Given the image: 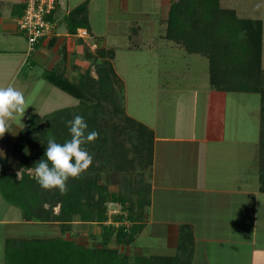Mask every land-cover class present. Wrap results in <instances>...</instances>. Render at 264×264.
<instances>
[{"label":"crops","instance_id":"0c3cea01","mask_svg":"<svg viewBox=\"0 0 264 264\" xmlns=\"http://www.w3.org/2000/svg\"><path fill=\"white\" fill-rule=\"evenodd\" d=\"M88 1L78 0L76 3L87 4ZM250 1L253 3L254 0ZM13 2L14 0H0V69L4 70L0 76V86L14 84L17 89H23V92H27L25 96L31 98L32 104L36 101L39 105L40 99L31 84L38 79L42 80L44 71H62L67 79L72 80L78 75L76 68L83 71L89 66L87 58H90L96 48L112 47L114 64L117 61L121 67L129 66L128 54L142 49H146L153 57L169 51L173 55L183 56L182 63L185 65L180 66V70H175L172 62L163 67L166 79L156 83L157 94L154 95V98L158 95L156 98L162 103L156 104L153 119L141 122L124 114L133 124H137L135 127L138 131L120 132V137L126 136L125 141L119 147H114L115 155L111 159L115 161L120 156L122 161L114 169L125 170L126 173L133 166L135 170H141L139 163L144 164V181L140 182L145 188L144 194L135 191L136 182L138 183L135 181L136 177L133 178L134 182L131 180L133 186L130 189L135 197L132 204H136L132 210L136 212L143 208L144 211H140L141 215L134 223L127 220L113 222L139 224L131 245L139 247L136 245L137 235L146 236L145 239H150L157 246L153 252H159L147 255L169 256L165 254L167 250H161H174L182 235L183 241L190 247L189 264H211L213 259L226 263L233 257L239 264H264V133L260 112L261 97L259 109L252 108V111H256L253 116L257 121L254 126L256 130L252 132L253 135L243 136L241 134L244 129L240 126L239 118L232 112L231 104L228 106L230 112L227 113L226 105L231 102L227 95L229 92L246 91L210 83V51L205 47L195 51L182 50L181 46L176 48L177 44L172 39L161 36L160 32L165 30L168 3L166 8H158L157 19L145 20L155 31L151 28V31L143 30L140 23L134 24L132 36L117 29L118 33H112V38L107 42L102 37L104 33L100 36L95 34V40L88 41L92 30L87 28V35L83 38L69 33L61 17L71 7L67 6L68 0H56L50 14L52 31L28 50L24 36L15 28V19L21 9L14 10L9 4ZM217 2L219 8L232 10L239 19L259 20V68L264 70V0H255L254 5L242 4L241 0ZM124 3L125 0H122L120 8H125ZM237 11L246 12L239 17ZM227 37L219 35L220 40L228 39ZM212 38L215 39L216 36L212 35ZM227 49L229 48L226 47ZM118 52L120 54L117 56ZM187 57L195 59V69L194 66H189ZM151 63L156 62L154 60ZM93 75L92 73L91 77ZM175 76H180L184 82L176 81ZM176 91L184 94V100L176 105L175 101L179 97L173 95L174 104L164 108L163 104H168L163 98L166 97L165 93ZM34 112L37 115L44 114L36 109ZM29 115L26 112L23 117L27 118ZM15 130L11 127L0 138V159L5 173H17L12 165L22 168L18 165L17 157L7 151L6 144L16 137ZM140 145L143 146L142 153ZM19 176L20 172L14 178L18 179ZM130 176L133 177V174ZM138 202L141 203L140 206L137 205ZM10 205L0 197V244H3L9 232L18 229L15 226L25 222L41 223L33 219L23 220V216L19 217ZM9 224L12 225L11 228ZM258 230L259 234L256 236ZM157 242L159 243L156 244ZM247 242L250 244L249 249ZM257 243L263 246L260 247ZM253 245L261 249V259L260 256L251 254L248 262L246 258L240 261V252L243 251L244 255L249 253ZM255 260L260 262L256 263Z\"/></svg>","mask_w":264,"mask_h":264},{"label":"trees","instance_id":"16d2710c","mask_svg":"<svg viewBox=\"0 0 264 264\" xmlns=\"http://www.w3.org/2000/svg\"><path fill=\"white\" fill-rule=\"evenodd\" d=\"M55 4L56 0H54V7ZM52 10L47 16L49 21H51L50 14ZM86 20V2L73 6L61 17V21L64 22L69 33H74L77 27L86 28ZM260 31L259 20L239 19L235 17L232 10L219 8L217 0H171L168 5L164 37L181 43L184 49L189 51L202 50L204 47L208 49L211 63L210 83L224 84V87L234 90L259 92L261 97V122L264 123V86L260 84L264 70L259 68ZM212 35L213 37L215 35L216 38L213 39ZM219 35H227L228 39L223 40L221 38L220 40ZM226 47L229 49L226 50ZM231 47L235 49L232 50ZM95 53L104 57L100 64L95 65V78L89 76L86 70L85 73L78 76L77 81H71L61 71L55 69L44 71L42 78L80 101L73 118L76 115L83 116L88 124L86 133L93 130L99 133L98 139L83 145V147L94 156L92 152L100 149H96V147L102 146L105 150L108 149V155L112 156L113 148L120 146V141L117 140L120 132L126 130L124 127L128 131L133 130L134 126H132L133 121L125 115L123 120L127 127L121 124H111L109 126L107 123L99 124L98 114L101 106L98 100L111 94L109 76H114V74L110 64L105 59L107 56L105 54L111 56V52L96 48ZM236 56L237 58H235ZM92 58L93 61L98 62L96 56ZM93 83L96 84L93 85ZM94 86L96 90L93 95L97 97V100L88 105L84 103L83 98L85 93ZM66 115L67 109L62 108L54 113L51 112V114L29 117L23 127L24 129L12 141L15 148L8 151L9 154L17 157L18 165L22 167L19 178L15 179L13 173H5L3 168H0V172L9 182L7 184L13 187V190L21 192L18 195L21 199V196L26 192L24 189L32 192L36 190L35 195L31 196L33 199L24 205L23 210L27 212L25 219H34L39 222L54 221L63 230L68 228L69 222L74 217L82 222L102 223V231L99 237L100 245L86 246L75 242L72 238H63L62 236H54L48 238V240L32 239L24 243L23 247L17 249L13 257L10 258V264H188L187 261L181 260L179 254L172 256L135 255L130 258L129 255L118 248L106 245L109 240L117 245L130 244L139 228V224L132 223L130 225L103 223L107 218L105 214L106 201L119 202L126 211L124 216L113 215V221L127 220L134 223L141 214L132 210L129 198L127 199L112 190H107L103 183L99 182L100 184H98L96 182V176L99 177L98 171L95 170V174L91 172L92 164V167L90 166L80 178H69L67 181L68 191L64 194L58 189L45 190L41 188L35 176L26 172L27 168H34L36 162L40 159H46L44 154L49 137H55L56 142L61 144L71 138L66 124L69 117ZM43 119L44 124L42 126L40 122ZM40 131L42 132L40 136H36ZM133 131L138 130L135 128ZM24 132L30 134L21 139L25 142L24 146L28 147L31 144L33 148H38H35L34 154L28 155V158L22 156L19 150V137ZM108 141H111L110 145L112 146H108ZM15 186L19 189H14ZM3 195L6 194L3 193ZM5 198L9 204L19 205L18 200H14L12 197L9 199L7 195ZM140 204V202L137 203L138 206ZM54 206H57L55 213L52 211ZM184 245L187 246L183 241V237H180L176 247L182 251L181 253L185 258H188L189 255L188 252H185L186 247Z\"/></svg>","mask_w":264,"mask_h":264},{"label":"rangeland","instance_id":"374dc122","mask_svg":"<svg viewBox=\"0 0 264 264\" xmlns=\"http://www.w3.org/2000/svg\"><path fill=\"white\" fill-rule=\"evenodd\" d=\"M64 2V0H60ZM78 0H68V7H73L75 4L77 5ZM171 0H125L126 6L125 8H120L122 4V0H89L86 4V28L92 30V33L90 32L89 35L91 38L88 41L95 40V34L99 35L104 33L102 36L103 39H105L107 42L110 38H112V33H118L117 29L121 32H128V34H134V27H132L134 24H139L141 28L149 29L151 28L152 31H155V28H153L150 24L148 26L146 19H157L158 15L156 14L158 8H166L167 3L169 5V2ZM242 4L246 3L248 5H254L255 0H241ZM124 3V4H125ZM11 7H13L14 10H20L22 7V2L19 0H14L13 4L9 3ZM4 7V6H3ZM249 12V10H247ZM246 12V11H245ZM245 12L237 11V16H242L245 14ZM166 19V18H165ZM133 22V23H132ZM130 24V26H129ZM147 25V26H146ZM139 27V26H138ZM16 28V27H15ZM160 28V27H158ZM61 31V29H59ZM150 30V29H149ZM150 30V31H151ZM157 30V29H156ZM162 30V28L160 29ZM21 33V32H18ZM160 33H162L161 36H164V31L162 30ZM159 33V34H160ZM23 36L24 34L21 33ZM92 35V36H91ZM126 35V33L124 34ZM155 35V34H153ZM152 35V36H153ZM132 36V35H131ZM155 37V36H153ZM25 38V36H24ZM102 39V38H101ZM111 41V40H110ZM175 42V41H174ZM139 44V42H137ZM135 42V44H137ZM110 44V43H109ZM176 45L171 44L172 47H180L182 50L184 49L183 45L181 43L175 42ZM104 51H109L112 53L113 48L109 47H100ZM232 50H234V47H231ZM92 52V51H89ZM120 52L116 53L118 56ZM123 55V53H121ZM107 55V56H106ZM112 55V54H111ZM90 58H87L89 63V66L85 68L83 71L79 68H76V75L71 81H77L78 76L80 74L85 73L87 70L88 75L91 76L93 73V77L95 78V65L97 63H101L103 61L104 57H101L95 53V50L91 53ZM97 58V61H93L92 57ZM105 59L108 61V63L111 66L112 72L114 76H109L110 78V85H111V94L108 96H105L104 98H100L99 103L101 106L99 115V124L101 123H107L108 126L111 124H121L123 126L127 125L125 124V121L123 120L124 114H127L133 118H136L140 120L141 122H144L153 119L154 118V112L156 109V104L162 103L154 95L157 94L156 92V83L160 82L162 79H166V77L163 76L164 70L163 67L166 65H170V62H172V65H174L175 70H180V66L185 63H182L183 56H176L173 55L170 51L164 52V54L157 55V56H150V52H148L146 49H142L140 51L134 52L133 54H128L127 60L130 61L129 66L121 67V64L117 63V61L114 64V60L112 56H108V54H105ZM237 58V56L235 57ZM155 60V64L151 63V61ZM93 61V62H92ZM168 61V62H167ZM187 61L189 63V66H194L195 69V59L192 57H187ZM123 65V64H122ZM163 69V70H162ZM61 70V69H60ZM81 70V71H80ZM58 71V70H57ZM4 70L0 69V76L3 75ZM62 72V71H61ZM63 73V72H62ZM64 75V74H63ZM185 76V75H184ZM262 76V75H261ZM175 80L179 82H184L183 79L180 78V76H175ZM19 79V78H18ZM253 79V78H252ZM187 80V79H185ZM262 82L260 84L264 86V75L261 78ZM182 82V83H183ZM16 84V82H15ZM18 85L20 83L17 82ZM96 83H93V85ZM14 85V84H13ZM31 86H33L34 91L37 93L39 101V105L36 104V101L33 102L32 105H30L26 111L30 115L26 117H22L21 124L25 125L27 123V120L29 117L37 115L35 114L34 110L36 109L37 112L44 113V114H51L54 113L57 110H60L62 108L67 109V117H69V120L73 119V114L75 113V109L80 103L77 99H75L73 96L65 93L61 89L55 87L54 85L46 82L44 79H38L37 81H34ZM263 88V87H262ZM96 90V87L90 88L88 92L85 93V96L83 98L84 103H87L88 105L91 104V102H95L97 100V97L93 95V92ZM23 91V89H22ZM160 91V90H158ZM27 92L25 91L24 94ZM161 94L163 92L161 91ZM166 97H163L167 100L168 104H163L164 108H168L174 104L172 102L174 95L175 97H179L175 104L178 105L182 100H184L185 96L182 94V92L176 91V93H165ZM168 94V95H167ZM188 94V93H186ZM228 98H231V102L227 103L226 105V111L227 113L230 112L229 104H231V110L232 112L237 115L239 118V123L242 129H244L243 136H248L250 134L253 135L255 132V127L257 124L256 119L253 117L255 110L252 111V108H258L260 104V93L255 91H246V92H229ZM183 96V97H182ZM35 98V97H34ZM126 103V104H125ZM35 108V109H34ZM163 108H161L162 110ZM33 113V114H32ZM65 116V117H66ZM54 118V116H52ZM44 119L40 124L43 126ZM12 129H16L15 132L18 133L21 132L22 126L19 123L11 122ZM133 124V123H132ZM135 130V125L133 124ZM9 128V130H10ZM110 129V128H109ZM124 131H128L127 128L124 127ZM27 131V130H25ZM43 131V130H42ZM253 132V133H252ZM42 132L38 133L36 136H40ZM263 133H264V123H263ZM30 135L28 132H24L21 134V137H19V150L22 153V156H28L30 154H34L36 150L29 144V146H24L25 142H23V138L26 137V135ZM27 135V136H28ZM117 137V136H116ZM126 136H119L117 137L118 142L122 143L125 141ZM26 141V140H25ZM34 143L36 141L33 140ZM23 143V144H22ZM111 141H108V146L110 145ZM126 144V142H125ZM7 151L10 149L13 150L15 148V145L13 142H8L7 144ZM35 145V144H34ZM38 145V142H37ZM17 146V145H16ZM42 146V145H40ZM126 147V146H125ZM40 148V147H39ZM100 148V149H98ZM141 153L143 151V146H139ZM38 149V148H36ZM98 149L97 151L94 150L92 152L94 154L93 161H92V169L91 172L95 174V170L98 171V178L96 176V182L98 184L103 183V185L106 186L107 190H115L114 192L119 193L120 195H123L125 198H130L132 209H135L136 204H132V202L135 201V197L130 193V189L133 186L134 177L137 179L136 182V192L144 194V186H141L142 181H144L143 174L145 172L144 170V164L139 163L140 169L134 168V166L126 173L124 171H118L114 168L116 166H119V161H122V158L120 156H117L118 159L113 161L111 158L112 156L108 155L109 151L108 149H104L102 146L96 147ZM114 148L111 154H114ZM97 154L95 155V153ZM130 152V151H129ZM115 155V154H114ZM28 158V157H27ZM100 159V160H99ZM24 160V158H23ZM104 160V161H103ZM99 161V163H98ZM2 163V164H1ZM104 164V165H103ZM121 164V163H120ZM12 169L17 170V173H14V175H18V172L22 170L16 168V166L12 165ZM136 167V166H135ZM0 168H4L3 162L0 161ZM26 172L29 175L35 176L34 174V168L29 167L26 169ZM130 174H133V177L130 176ZM135 175V176H134ZM115 176V177H114ZM133 179V182L131 181ZM2 180V181H1ZM100 182V183H99ZM8 181H6L5 177L0 172V197L6 201V195L9 199L18 200L19 205H10L8 201L7 204H9L11 207H14V212L17 213L20 216H23V220H25V216L27 212L23 210L24 205L28 204V202L33 199L31 196L35 195V191L33 192L28 189H24L26 192H24V195L18 197L20 191L13 190L12 186H9ZM128 183V184H127ZM139 184V186H138ZM14 189H19V187L15 186ZM2 190V191H1ZM6 194L5 196L3 195ZM21 193V192H20ZM105 202V214L106 212V203ZM21 203V204H20ZM119 203V202H117ZM120 204V203H119ZM121 206V205H120ZM45 207V206H44ZM112 208H117L116 206H110ZM134 207V208H133ZM10 208V207H9ZM53 213L57 211V206H54L52 208ZM120 211H122L121 215L124 216L126 214V211L120 207ZM141 213L144 211V209H140ZM137 210L136 212H140ZM107 217V216H106ZM112 220V217L110 218ZM34 220V219H33ZM37 221V220H36ZM108 217L106 218V221L103 223L109 224ZM123 221V220H122ZM33 223V222H32ZM101 224L98 222H82L77 219V217H74L68 224V228H61L57 222L54 221H41V223H34V224H28L27 222L23 224H19L17 227L18 229L9 232V235L5 237V240L3 244H0V264H10V258L13 257V254L17 251V249H20L24 246V243L32 240V239H42V240H48V238L54 237V236H62L63 238H72L75 242L84 244L86 246H98L100 245V232L101 230ZM124 225L127 223L124 222ZM11 224H9V228H11ZM14 227V228H15ZM63 230V231H62ZM260 230V229H259ZM259 230L255 233L256 236L259 234ZM16 233V234H15ZM11 235V236H10ZM143 237L137 235L136 237V245H139V247H133L130 244L127 245H117L113 243V241L109 240L106 244L107 246L118 248L119 250L125 252L127 255L132 258L134 255H147V254H158L159 252L155 251L157 246L153 245V242H151L150 239H145L146 236L142 235ZM148 237V236H147ZM180 237H183L180 235ZM259 238V237H258ZM257 238V239H258ZM157 242L156 244H158ZM186 244V243H185ZM186 248L184 249L185 252L190 251V247L188 244H186ZM250 244L247 242V248L249 249ZM257 245H259L257 243ZM257 245H253L250 248L249 253H243V251L240 252L239 257L241 258L240 261H243L244 258H246L247 262L249 261V255L256 254L257 256H260L259 258L263 256L262 253H260L261 249L257 247ZM132 246V247H131ZM260 247L263 245H259ZM163 248V247H162ZM255 248V250H252ZM145 249V250H144ZM167 250L166 255L172 256L174 254H179L181 257V260L187 261L188 264L191 262L190 257H186L182 255V251L179 250L177 247L173 250L170 249H163L161 251ZM253 251V252H252ZM262 252V251H261ZM235 261V258H231V260H227V262H220L215 261L213 259V262L211 264H239ZM256 263H259L260 261H256Z\"/></svg>","mask_w":264,"mask_h":264},{"label":"clouds","instance_id":"9594fccd","mask_svg":"<svg viewBox=\"0 0 264 264\" xmlns=\"http://www.w3.org/2000/svg\"><path fill=\"white\" fill-rule=\"evenodd\" d=\"M32 105L31 98L13 85L0 86V138L9 132L10 121L19 123L26 109ZM70 139L64 143L49 137L44 154L34 167L37 183L45 190L58 189L62 194L68 191L69 178L78 179L91 166L93 156L83 147L99 138L95 130L87 132L88 124L81 115L66 122Z\"/></svg>","mask_w":264,"mask_h":264},{"label":"built area","instance_id":"2783aa9c","mask_svg":"<svg viewBox=\"0 0 264 264\" xmlns=\"http://www.w3.org/2000/svg\"><path fill=\"white\" fill-rule=\"evenodd\" d=\"M21 2L23 6L15 19V27L24 34L27 49L31 50L41 37L49 34L53 29V23L47 19V16L54 7V0H21ZM73 35L83 38L87 35V31L83 27H78ZM110 206L117 208L111 209ZM120 207V204L114 201L106 203L108 223L117 224L110 218L113 215H121Z\"/></svg>","mask_w":264,"mask_h":264}]
</instances>
